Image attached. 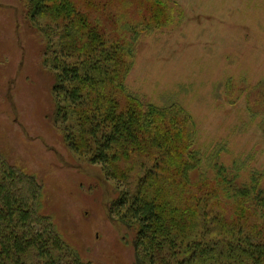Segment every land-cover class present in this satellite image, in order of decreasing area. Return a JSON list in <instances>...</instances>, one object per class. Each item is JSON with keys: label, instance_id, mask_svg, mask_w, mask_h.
<instances>
[{"label": "trees", "instance_id": "16d2710c", "mask_svg": "<svg viewBox=\"0 0 264 264\" xmlns=\"http://www.w3.org/2000/svg\"><path fill=\"white\" fill-rule=\"evenodd\" d=\"M25 1L56 73L54 122L68 148L115 183L109 212L134 232L135 264H264V169L251 154L221 162L226 142L197 149L182 103L127 89L138 40L162 26L168 2ZM119 6L135 16L121 18ZM242 95L264 132V81ZM43 186L0 153V264H92L41 211Z\"/></svg>", "mask_w": 264, "mask_h": 264}, {"label": "rangeland", "instance_id": "374dc122", "mask_svg": "<svg viewBox=\"0 0 264 264\" xmlns=\"http://www.w3.org/2000/svg\"><path fill=\"white\" fill-rule=\"evenodd\" d=\"M163 1L169 13L138 40L128 91L182 103L197 125V149L226 142L221 162L251 154V166L264 169L262 116L242 95L264 81V0ZM119 7L121 18L135 16ZM26 14L25 0H0V153L43 182L41 211L82 259L135 264L134 232L109 212L115 183L69 149L54 122L56 73Z\"/></svg>", "mask_w": 264, "mask_h": 264}]
</instances>
